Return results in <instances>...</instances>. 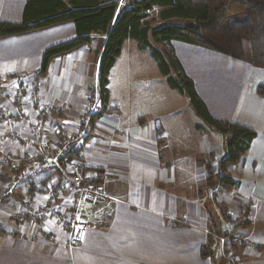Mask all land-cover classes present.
Listing matches in <instances>:
<instances>
[{
	"label": "crops",
	"instance_id": "0c3cea01",
	"mask_svg": "<svg viewBox=\"0 0 264 264\" xmlns=\"http://www.w3.org/2000/svg\"><path fill=\"white\" fill-rule=\"evenodd\" d=\"M26 1L0 0V22H20ZM36 13V8L29 10L31 15ZM74 36V23L67 20L0 37V104L11 107L13 78L35 79L41 98L60 109L45 119L44 141L50 151L54 147V126L75 130L87 108L90 90L97 86L99 59L106 40L99 33L92 34L89 43L51 57L45 71L39 73L45 49ZM172 46L209 113L219 120L242 123L256 132L249 149L239 161L222 170L219 161L225 153L224 137L220 136L224 151L221 154L216 151V136L208 139L203 134L198 150L207 161L203 165L198 161L194 168L198 185L190 186L187 195L176 189L169 153L172 133L166 130L162 115L153 112L145 120L137 115L136 105L129 104L125 109L115 101L114 73L117 71L119 80L127 83L138 75L131 63L139 49L133 40H127L110 71L108 101L103 111L81 147L66 156L77 165L84 183L87 178L95 181L102 194L82 204V215L88 221L85 242L67 246L66 233L53 219H48L42 229L32 219L26 218L24 223L17 219V213L26 210L25 202L38 208L50 190L55 191L50 199L54 210L70 214L72 190L64 188L55 169L31 176L34 162L0 166V264H228L219 244L188 223L226 230L230 218L225 212L245 204L248 209L244 223L235 229L255 250L236 242L229 254L235 256L238 264H264V94L257 89L264 86V69L196 45L173 41ZM189 107L196 116L190 104ZM170 111L173 114L168 108ZM24 113L33 119L38 116L30 105ZM190 115L195 130L204 133L208 126L197 123ZM15 129L21 138L33 141L28 125L18 121ZM7 130L0 114L2 149L16 157L36 155V150L20 139L5 141L2 135ZM181 131L177 127L173 133ZM209 163L211 171L215 170L213 179L206 181ZM220 174L230 177L234 184H220ZM11 182L16 184L5 195ZM219 187L223 191L217 195Z\"/></svg>",
	"mask_w": 264,
	"mask_h": 264
},
{
	"label": "trees",
	"instance_id": "16d2710c",
	"mask_svg": "<svg viewBox=\"0 0 264 264\" xmlns=\"http://www.w3.org/2000/svg\"><path fill=\"white\" fill-rule=\"evenodd\" d=\"M119 1L27 0L20 22H0V37L73 21L75 36L43 52L39 69V73H43L51 57L89 43L94 33L105 35L97 74L103 108L108 101L110 71L123 43L133 40L140 51H149L167 86L186 95L196 116L208 128L222 134L225 153L219 161L220 169L239 161L256 132L242 123L219 120L209 113L193 80L184 72L172 42L196 45L264 69V0H127L122 9L118 8ZM34 8L37 13L29 14ZM156 19L162 24L154 25ZM158 44L164 48H159ZM257 89L264 94V86ZM218 181L223 185L234 184L230 177L221 174ZM243 223L236 224L233 229ZM212 229L219 235L227 231L214 225ZM207 236L217 242L214 237Z\"/></svg>",
	"mask_w": 264,
	"mask_h": 264
},
{
	"label": "built area",
	"instance_id": "2783aa9c",
	"mask_svg": "<svg viewBox=\"0 0 264 264\" xmlns=\"http://www.w3.org/2000/svg\"><path fill=\"white\" fill-rule=\"evenodd\" d=\"M10 105L6 103L0 104L1 121L8 126V130L2 135L7 142H12L20 139L23 143L31 145L36 150L35 156L16 157L0 147V166L7 168L8 166L22 163L34 162V167L30 170L29 175L36 176L43 170L55 169L61 176L64 182V188L72 190L73 200L69 215H63L54 210L50 199L53 198L55 191L50 190L44 204L38 208L30 206L25 202L24 213H17V219L20 223H24L25 219H32L38 229L45 226L48 219H53L67 235V246H77L85 242L88 221L82 215L81 208L85 200L97 196H101L99 187L95 184H87L82 181L80 171L76 164L69 162L66 159L67 153H74L81 147L83 140L92 126L94 120L101 114V107L98 104L99 88L95 85L91 90L92 96L89 94L87 108L81 116L78 127L73 131H66L62 127L54 126V147L50 151L48 145L45 144L46 128L45 119L50 114L58 112L60 109L53 102L45 101L41 98L40 92L37 89L35 79L25 81L23 77L16 76L10 82ZM27 105L35 108L38 111L36 118H31L24 113ZM20 121L28 125L32 134L33 141L27 138H21L18 131L15 129V124ZM69 153V154H71ZM16 182H11L9 189L5 195L12 192V188ZM66 186V187H65ZM218 188L217 191H220ZM227 215L230 218L229 228L226 233L217 234L210 229L199 227L195 224L188 223L190 226L198 227L207 235L214 237L221 247L222 256L230 261V264H238L232 255L229 254L233 242H242L248 249L255 250V246L248 241L238 230L233 229L236 225L234 222H241L240 217L246 213V207L241 206L239 216L232 217V210H227ZM176 220V218H172ZM228 248V250H227Z\"/></svg>",
	"mask_w": 264,
	"mask_h": 264
},
{
	"label": "rangeland",
	"instance_id": "374dc122",
	"mask_svg": "<svg viewBox=\"0 0 264 264\" xmlns=\"http://www.w3.org/2000/svg\"><path fill=\"white\" fill-rule=\"evenodd\" d=\"M127 0H120L118 4V8L122 9L126 7ZM154 13L151 14V16ZM155 21V22H154ZM154 25L162 24L158 19L153 20ZM152 23V24H153ZM156 23V24H155ZM134 42V41H133ZM158 47L163 49L164 46L162 44H158ZM128 50V49H126ZM139 52L134 53V59L131 63L132 67L138 70V75L134 76V78L129 82H122L123 80H119V73L116 71L113 77L112 88L114 91L115 101L117 103H122L123 108H128L129 104H134L137 106V115H142L143 119L147 120L148 115L151 113H160L162 115V121L167 123L166 130L170 131L172 134L169 138L170 146H169V153H170V162L174 167V187L178 190H181L184 194L187 195L188 189L190 186L195 185L197 186L198 183L196 181V174L197 172L194 171L196 169V164L200 160L202 161L201 164L203 165L207 160L205 156H201L198 150L199 142H201V137L204 134L208 137V139H212L213 136H216V151L218 153H223L222 145L220 143V136L222 134L217 132L213 129H205L204 133L200 132L199 130H195L194 126L191 124V115L192 118L198 123H203L194 116L193 111L189 107V100L186 95H180V93H176L168 88L167 83H165V78L160 72L158 68L150 56L148 50H138ZM125 55H128V51H125ZM97 88H98V81H97ZM125 88V89H124ZM99 91V90H97ZM127 91V92H126ZM92 96V93H89ZM179 94V95H178ZM98 104L103 111L101 96L98 92ZM168 108L173 110V114L170 111L168 113ZM178 110V111H177ZM101 111V112H102ZM177 111V114L175 113ZM188 112V113H187ZM190 112V114H189ZM129 113V112H128ZM154 120V119H153ZM158 121V119H157ZM207 127V125H205ZM204 126V128H206ZM180 127L182 131L178 134H175V129ZM177 137V138H176ZM182 141H179V140ZM187 154V156H185ZM204 159V160H203ZM212 163H209L207 166V173L205 174L206 181H210L213 179L212 173L215 169L211 167ZM195 168V169H194ZM82 177V176H81ZM85 179L82 177V181L84 182ZM91 179L87 178V184H95V181H90ZM189 185V187H188ZM201 192L203 191L202 188ZM223 191L216 190V194L218 195ZM246 207V212L248 206L242 205ZM240 207L230 209L233 211L232 217L239 216ZM227 215V213H226ZM246 215V213H245ZM244 216L240 217L241 222H234L236 224L242 223L244 220ZM229 218V216L227 215ZM236 230V229H235ZM221 235V234H220ZM248 248V247H247ZM231 249V248H230ZM229 249V250H230ZM228 250V248H227ZM251 250V249H249ZM233 259L235 260V256L232 255ZM226 258V257H225ZM228 264L230 261L228 260Z\"/></svg>",
	"mask_w": 264,
	"mask_h": 264
}]
</instances>
